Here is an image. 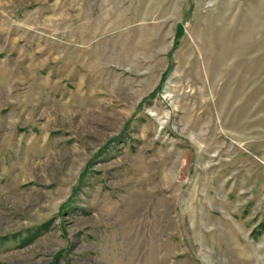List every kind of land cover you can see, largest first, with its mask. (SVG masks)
<instances>
[{"label": "rangeland", "instance_id": "obj_1", "mask_svg": "<svg viewBox=\"0 0 264 264\" xmlns=\"http://www.w3.org/2000/svg\"><path fill=\"white\" fill-rule=\"evenodd\" d=\"M0 264H264V0H0Z\"/></svg>", "mask_w": 264, "mask_h": 264}]
</instances>
